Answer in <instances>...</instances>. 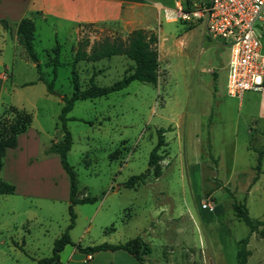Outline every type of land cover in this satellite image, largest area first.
I'll use <instances>...</instances> for the list:
<instances>
[{
  "label": "rangeland",
  "instance_id": "1",
  "mask_svg": "<svg viewBox=\"0 0 264 264\" xmlns=\"http://www.w3.org/2000/svg\"><path fill=\"white\" fill-rule=\"evenodd\" d=\"M160 26L155 86L134 81L107 96L77 101L67 115L72 137L67 161L81 195L96 199L73 207L72 247L139 237L138 253L150 249L143 264H236L238 242L249 237L246 264H264V238L250 234L233 210V204H244L250 218L264 221V154L256 151L264 148L260 95L246 92L241 100L227 95L229 50L205 34L204 24L162 20L155 30ZM6 28L0 22V141L21 128L20 119L29 117V124L16 147L5 151L0 172L15 187L12 195H0V264H37L52 255L71 222L69 177L59 157L46 150L63 137L58 115L61 97L73 92L72 71L81 90L91 78L105 87L121 80L133 62L125 56L75 61L79 43L89 53L105 39L126 40L112 28H83L76 44L68 24L37 21L34 51L43 76L53 81L56 94H49L23 42ZM57 46L53 80L50 59ZM162 128L168 130L163 140L169 148L158 151L156 179L157 167H149L148 159ZM198 146L200 179L191 170ZM133 176L140 180L131 185ZM86 255L77 251L64 264H138L122 251H99L93 260Z\"/></svg>",
  "mask_w": 264,
  "mask_h": 264
},
{
  "label": "trees",
  "instance_id": "2",
  "mask_svg": "<svg viewBox=\"0 0 264 264\" xmlns=\"http://www.w3.org/2000/svg\"><path fill=\"white\" fill-rule=\"evenodd\" d=\"M194 26H188V29H192ZM17 35L23 42L27 55L30 60L35 64L38 72V80L44 83L47 87L49 94H56L53 89V81L49 82L42 74L40 70V64L37 59L36 53L34 51V23L30 18H23L17 25ZM158 39L155 34L147 33L143 30H135L129 34L126 40H121L120 38H113L112 40L105 39L101 42L95 43L89 53L82 48L81 43L75 50L74 58L75 61H91L96 62L102 59H109L113 56H125L128 60L133 62L132 68L125 73L123 78L109 86L101 87L93 82V78L90 79L89 87L87 89L81 90L78 83V76L75 70L72 71V88L73 92L70 96H62L61 100L63 102L60 114L58 115V121L60 123L61 130L63 131L62 140L59 142H52L49 148L46 150V154H54L59 157L60 164L65 170L69 177V215L70 224L67 231L63 233L58 239L55 240L52 255L48 258L41 259L37 261V264H60L59 254L64 249L66 245H73L70 241L68 231L73 227L75 220V213L73 207L77 204H92L96 201L95 198L82 196L81 192L78 190L76 184V177L73 168L67 161V153L70 151L72 146V137L66 128V122L68 120L67 115L72 110L74 104L77 101H82L86 99H94L98 97L107 96L111 93L121 91L127 88L130 83L134 81L149 83L156 85L157 83V70L159 67L158 51L156 48ZM84 47L86 46L83 45ZM55 56L50 59L53 68V80L56 77V68L59 64V47L57 46L53 50ZM96 74H94L95 76ZM26 119V120H25ZM21 128L18 131H13L12 136L6 140L0 141V172L3 165V158L5 156V151L7 149H13L16 147V137L19 134L25 132L28 124L29 117L20 119ZM24 122H26L24 126ZM168 130L159 129L157 131V143L155 147L149 154L148 166L157 167L158 161L162 159V156L158 153L165 143L163 140V134ZM258 151V150H256ZM259 156L264 154V150H260ZM260 158L258 160L257 166L254 168L256 172L260 169ZM155 177L160 175L159 167H157V173L154 174ZM139 177V178H138ZM134 179L140 180V176H133L129 180V184L134 181ZM132 185V184H131ZM130 186V185H129ZM15 191V187L8 182H5L0 177V195H12ZM233 210L235 217L242 221L249 229V233H257L261 238H264V231L259 230V227L264 226V221L255 220L249 217L247 208L244 204H233ZM249 237H246L238 242L239 249L236 252V264H246L247 257L250 255V251L246 249ZM143 244V240L136 237L129 240L123 244L110 245L101 244L94 247L82 248L80 246H75L76 250L84 254H94L99 251H118L122 250L132 255L139 264H143V256L150 254L149 247L144 246L142 252L143 255L138 253L135 244Z\"/></svg>",
  "mask_w": 264,
  "mask_h": 264
},
{
  "label": "built area",
  "instance_id": "3",
  "mask_svg": "<svg viewBox=\"0 0 264 264\" xmlns=\"http://www.w3.org/2000/svg\"><path fill=\"white\" fill-rule=\"evenodd\" d=\"M155 7L159 25L162 20L201 23L207 36L228 48V96L241 100L246 92L264 89V46L259 34L264 30V0H175L173 8Z\"/></svg>",
  "mask_w": 264,
  "mask_h": 264
},
{
  "label": "crops",
  "instance_id": "4",
  "mask_svg": "<svg viewBox=\"0 0 264 264\" xmlns=\"http://www.w3.org/2000/svg\"><path fill=\"white\" fill-rule=\"evenodd\" d=\"M170 1L171 0H0V22L6 25V29L9 30L10 33L14 30L17 33L18 23L23 18H30L34 23V37L37 21L46 22L48 19H52L58 24L66 23L76 35V44L79 38V30L83 28L86 29L89 26L100 29L112 28L114 30L113 32L121 37H128L129 34L135 30H143L147 33L156 34L160 40L159 32H161V26L158 30H155V25H158L157 9L155 5L173 8L175 0H172L171 4ZM165 22L171 23V21ZM16 39L17 42H22L17 34ZM228 61L225 67L226 80ZM257 93L260 95L257 113L264 118V89ZM258 134L264 137V131H259ZM164 143L167 144L166 148H169L168 142L165 141ZM194 147L195 146H193V148ZM251 148L254 149V147ZM198 149L199 146L196 148V156L193 152L195 148L192 150L191 170H193V174H196L195 172L197 171L198 179H200L202 178V176H200V174L202 175V167L201 163L197 161V157L200 155ZM256 150H264V148H258ZM189 155L188 153L187 157ZM160 176L161 174L156 177V179ZM217 209L218 207H215L213 210ZM122 252L127 253L125 251ZM76 253L77 250L75 247L66 245L59 254L60 264L71 261ZM91 255V260H93L94 256L93 254ZM128 255L133 257L130 254ZM136 262L138 263L137 260Z\"/></svg>",
  "mask_w": 264,
  "mask_h": 264
}]
</instances>
